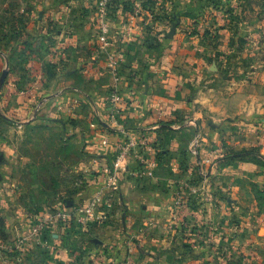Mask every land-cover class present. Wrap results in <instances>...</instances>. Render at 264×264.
<instances>
[{
	"label": "crops",
	"instance_id": "0c3cea01",
	"mask_svg": "<svg viewBox=\"0 0 264 264\" xmlns=\"http://www.w3.org/2000/svg\"><path fill=\"white\" fill-rule=\"evenodd\" d=\"M100 1L18 2L14 37L28 40L0 93L6 227L45 220L43 237L26 235L32 251L45 249V264H264V222L245 198L251 188L242 192L252 176L264 181V166L236 159L219 167L225 158L214 157L230 144L264 154V0H171L160 18L148 11L150 30L133 23L130 0H111L105 11ZM52 126L78 142L81 179L75 203L60 209L77 208L75 225L64 219L59 233L52 208L22 217L12 190L14 134ZM97 199L110 200L109 216L87 221L81 210ZM89 236L98 248L85 251ZM14 253L10 264H27Z\"/></svg>",
	"mask_w": 264,
	"mask_h": 264
},
{
	"label": "rangeland",
	"instance_id": "374dc122",
	"mask_svg": "<svg viewBox=\"0 0 264 264\" xmlns=\"http://www.w3.org/2000/svg\"><path fill=\"white\" fill-rule=\"evenodd\" d=\"M135 1L130 0L127 4L125 2L124 7L127 10L130 9L131 15L135 16L136 21L133 22L134 24H139V20L149 30L156 28V25L152 22L154 20L149 18V12L154 10L152 13H158L160 15L158 18H160L162 17L161 13H165V10L168 11L171 9V0H142L143 4L140 6H134ZM199 1L203 2L204 0ZM18 2L19 0H0V64L2 66L4 65V71L9 68L12 61L24 60L20 57L17 58L15 54L19 47L18 43L28 40L27 38L20 39L14 37V28L20 24L15 22ZM144 13L148 16L144 17ZM179 21L180 17L176 18L173 26H170L171 31L173 29L176 30L180 24ZM4 71H2L0 78ZM2 88L3 86L0 87V93ZM216 123L214 122L212 124L217 125ZM9 134L10 137L13 135L11 133ZM14 137L15 147L17 148L16 156L14 157L19 160V164L12 171L13 177L16 179V186L13 185L12 190L18 193L19 196L18 200L21 204L19 212L22 213V217L26 216L27 218H31L30 213L52 208L56 214L51 217L53 221L50 224L59 233L58 227H61L65 219L60 209H63L64 202H69L70 200L72 202L75 201L73 195L78 184L81 183L80 174L74 170V165L79 159L78 142L72 139L73 136H63L60 134L57 126H52L49 130L41 127L34 128L33 130L28 129L23 135L14 134ZM231 139V143H234L235 139ZM214 157L215 160L219 157L225 158V161L218 164L219 167H222L220 165L233 163L236 159L240 161L253 160V162H264L263 150L258 145L236 150L233 144H230L226 150L220 153L216 152ZM210 170L211 167L209 168V172L206 171L205 173H210ZM256 176H252L250 184H244L243 182L244 187L242 188V192L251 188V193L248 195L244 194L245 198L248 200L253 199V203L257 208V218L261 222H264V181L258 179ZM71 211L69 224L74 226L75 219L73 214H77L78 211L77 208ZM7 222L8 220L5 218V215L0 214V262L2 264H10L11 255H15L14 251H18L19 254H22L20 256L24 258L27 264H35L29 260L30 258H33L32 260L36 264H45V260L43 259L45 257L44 253H46L45 249L36 242V245L40 246L35 251H32L29 245L35 240L32 241L31 239L30 242L29 237H43L46 230L43 232L40 230L37 233H34L32 229L27 230L24 228L10 231L6 227ZM22 223L26 226L25 222ZM28 233L29 237L26 236ZM93 237L95 236H89L86 239L85 251H90L91 248H98L92 240ZM29 261L30 263H28Z\"/></svg>",
	"mask_w": 264,
	"mask_h": 264
},
{
	"label": "built area",
	"instance_id": "2783aa9c",
	"mask_svg": "<svg viewBox=\"0 0 264 264\" xmlns=\"http://www.w3.org/2000/svg\"><path fill=\"white\" fill-rule=\"evenodd\" d=\"M110 1L111 0H101L100 1L101 8L104 9V11H105V8L109 4ZM110 100L114 104L119 103L120 97H119L117 91H114L113 93H111ZM123 158H124V156L123 155H120L116 159L115 164H114V167H115L114 171L115 172L120 169V164L122 163ZM110 185L114 189L117 188L118 182H117V177H116L115 173L111 177ZM110 207H111V203H110V200L109 199L106 200V201H104V202H100V200L97 199V200L93 201V203L91 204V206L89 208L82 209L81 211L83 212V214H85V216H86L85 219L87 221L88 220H91V219H94V221H104L109 216V214L107 212L108 211L107 209L110 208ZM97 208H100V209L97 211L96 210ZM68 215L69 216L63 215V218L69 219L70 218V214H68ZM37 221H39V222L36 223V225H34L32 227V231H34V233H37L38 231H40L41 226L46 222L43 219H38Z\"/></svg>",
	"mask_w": 264,
	"mask_h": 264
},
{
	"label": "water",
	"instance_id": "95a60500",
	"mask_svg": "<svg viewBox=\"0 0 264 264\" xmlns=\"http://www.w3.org/2000/svg\"><path fill=\"white\" fill-rule=\"evenodd\" d=\"M173 31H174V29L171 31V34L173 33ZM7 75H8V71L5 70V71L3 72L2 77L0 78V87L3 86L4 81H5L6 77H7Z\"/></svg>",
	"mask_w": 264,
	"mask_h": 264
},
{
	"label": "trees",
	"instance_id": "16d2710c",
	"mask_svg": "<svg viewBox=\"0 0 264 264\" xmlns=\"http://www.w3.org/2000/svg\"><path fill=\"white\" fill-rule=\"evenodd\" d=\"M253 161V160H252ZM255 163H258V164H261L264 166V162H261V161H254Z\"/></svg>",
	"mask_w": 264,
	"mask_h": 264
}]
</instances>
